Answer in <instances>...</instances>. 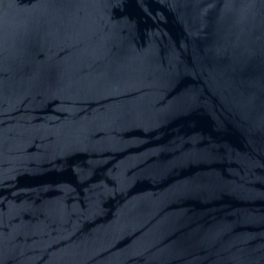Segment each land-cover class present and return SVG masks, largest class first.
<instances>
[{
  "label": "water",
  "instance_id": "obj_1",
  "mask_svg": "<svg viewBox=\"0 0 264 264\" xmlns=\"http://www.w3.org/2000/svg\"><path fill=\"white\" fill-rule=\"evenodd\" d=\"M0 264H264V0H0Z\"/></svg>",
  "mask_w": 264,
  "mask_h": 264
}]
</instances>
